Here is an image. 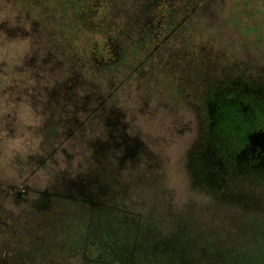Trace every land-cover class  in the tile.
Segmentation results:
<instances>
[{
    "label": "rangeland",
    "instance_id": "obj_1",
    "mask_svg": "<svg viewBox=\"0 0 264 264\" xmlns=\"http://www.w3.org/2000/svg\"><path fill=\"white\" fill-rule=\"evenodd\" d=\"M59 1L0 0V264H103L84 250L102 249L94 221L107 210L123 238L108 264H264V189L237 208L195 188L187 168L200 162L201 82L264 75V0H87L88 24ZM166 10L155 48L144 28ZM109 37L117 60L91 65Z\"/></svg>",
    "mask_w": 264,
    "mask_h": 264
},
{
    "label": "flooded vegetation",
    "instance_id": "obj_2",
    "mask_svg": "<svg viewBox=\"0 0 264 264\" xmlns=\"http://www.w3.org/2000/svg\"><path fill=\"white\" fill-rule=\"evenodd\" d=\"M184 1L188 3V0ZM162 3L167 2L163 0ZM161 14V19L158 16L159 20L156 21L158 28L154 32L150 31L149 28L148 32L145 31L147 37L143 39L144 42L148 41V43L152 40L155 48L168 38L169 32L167 30L171 28V25L167 27L166 23L168 14H170L169 10ZM156 22L155 20L150 21L149 26L153 29ZM162 29L163 31H161ZM148 43H145L144 46ZM153 49L150 53L153 52ZM222 65L223 62L220 66ZM246 70L249 68L230 70L228 74L226 73L227 76L224 75L223 77H226L222 79L218 77L220 75L218 73V76L208 77L211 81H207L208 83L205 85L201 82L200 87H198V90L201 88L198 92L201 101L199 104L194 103L198 117V130L196 129V140L193 144V147L197 144L201 146L200 162L198 161V169L194 165L192 166L189 159L187 164V168L194 179L195 188L203 190L205 193H213L214 198L217 199L223 195V200H229L228 202L233 204L238 203L240 205L237 208L242 209L243 207H253L249 202H253L254 199L247 197L246 191L248 189H252L253 186L264 189V75L252 69L248 72ZM230 74L233 76L231 79ZM261 83H263L262 86ZM218 89L221 90L218 91ZM229 120L234 122L232 132H227L223 128V123H228ZM58 124H60L59 119ZM205 126L207 134L202 138L203 133L201 132L205 130ZM131 176L135 178L134 174ZM251 177H256V179L253 180ZM220 192L225 194H220ZM81 201L84 200L77 199L72 203H77L79 207H82ZM85 202L90 203L91 207L100 205V202L96 200H85ZM111 212L113 214V210ZM96 219H98L94 221L96 235L102 231L106 234L103 236L104 241L101 244L103 247L102 249L101 246L100 249L98 248L99 240L89 242L84 250L85 259L91 261L101 257L103 264H108L111 263L110 257L113 254H119L118 250L122 242L120 239L123 238L117 237L119 231L112 230L113 224L110 221L108 210L104 211L102 215H98ZM90 220L92 225L94 218L91 217ZM177 221L178 219L174 220L175 223ZM100 222H102L101 226L99 225ZM135 222L137 221L133 220V223ZM110 225L111 230H109ZM133 234L139 235L140 230L136 229ZM176 234L174 232L172 237H176ZM168 249L166 248L167 251ZM175 253L179 254L177 250ZM180 254H182L181 251ZM164 262L166 263V260Z\"/></svg>",
    "mask_w": 264,
    "mask_h": 264
},
{
    "label": "trees",
    "instance_id": "obj_3",
    "mask_svg": "<svg viewBox=\"0 0 264 264\" xmlns=\"http://www.w3.org/2000/svg\"><path fill=\"white\" fill-rule=\"evenodd\" d=\"M30 1H34V0H30ZM51 1V0H50ZM67 2L69 1L70 3H69V6H70V8L72 7V8H74V10L75 11H77L78 13H79V15L81 16V18H82V20H83V22L86 24H88V22H89V20H87L90 16H89V14H90V12H91V7H92V3H90V5L89 4H87V0H66ZM52 2H57V3H59V5H60V1L58 2V0H52ZM51 5H52V3H51ZM54 6V5H53ZM58 6V5H57ZM54 7H56V6H54ZM59 8V7H58ZM61 9H62V7H60ZM67 9H69V8H67ZM55 10H56V8H55ZM41 11V13L45 16V17H49V18H52V15L51 14H53L52 12H51V9L50 10H46V9H41L40 10ZM65 11H67L66 9H64L63 10V12H65ZM68 14H69V12H67ZM41 17H42V15H41ZM44 17V18H45ZM84 17H86V18H84ZM46 24H47V22H45L44 23V28L47 30V27H46ZM37 25H39V26H41L40 25V23L38 22V24ZM146 28L149 30V28H150V26H149V24L146 26ZM14 30V29H13ZM21 30H23L22 28H17V29H15V32H17V33H19V31H21ZM12 31V30H11ZM48 31V30H47ZM146 31V30H145ZM8 32H9V29H8ZM13 33H14V31H12ZM146 32H148V31H146ZM16 33V34H17ZM57 39V37L55 38V40ZM58 40V39H57ZM117 40H119V42L117 41ZM113 43L114 41H117V43H120V39L119 38H116L115 37V40L113 39V37H109V38H106V40H104V44H102L101 43V41L99 42H96L95 43V45H94V47H93V50H92V52H94V56H93V60L91 61V65H93V63H97V64H102V65H105V64H103V63H107L109 60L110 61H112V62H115L116 60H117V58L116 57H113V55H110V53H114V45L115 44H112L111 42ZM98 45V46H97ZM107 45V46H106ZM97 47V48H96ZM106 48V49H105ZM123 48H124V45H123ZM105 49V50H104ZM123 55L125 56V53H123ZM96 57V58H95ZM104 58V59H103ZM53 59H55V58H53ZM90 59H91V56H90ZM99 59V61H95V60H98ZM47 60H48V58H46V61H43V62H45L46 64H48V62H47ZM56 60V59H55ZM121 60H122V58H121ZM56 62L58 63L59 61L58 60H56ZM100 62V63H99ZM119 62V61H118ZM78 64L80 65V63L78 62ZM108 64V63H107ZM115 65H117V62L116 63H114ZM118 70V69H117ZM76 73H77V71H75ZM86 75V76H85ZM77 76H78V80H80L79 82L81 83L82 82V86L83 87H87L88 85H90V82H92V81H90V76L89 75H87V74H85L84 73V71L83 70H81V72H79V74L77 73ZM79 78H81V79H79ZM95 83V85H99V87H102L103 86V84H96V82H94ZM56 84H59L60 85V82H56ZM59 85H58V87L57 88H59ZM114 87H116V85L115 86H113V87H111L109 90H113L114 89ZM59 125V124H58ZM58 127V126H57ZM57 129V128H56ZM55 129V130H56ZM53 131V130H51V134H57V132L56 131ZM58 130V129H57ZM179 239V238H178ZM178 251V250H177ZM172 254H174V255H177V256H173V260L175 261V259L176 258H174V257H180V255L178 254V253H175V251H174V253H172ZM178 263H180V262H178Z\"/></svg>",
    "mask_w": 264,
    "mask_h": 264
},
{
    "label": "bare ground",
    "instance_id": "obj_4",
    "mask_svg": "<svg viewBox=\"0 0 264 264\" xmlns=\"http://www.w3.org/2000/svg\"><path fill=\"white\" fill-rule=\"evenodd\" d=\"M246 151V150H245ZM246 155V154H245ZM251 159V158H250ZM242 160H244V159H242Z\"/></svg>",
    "mask_w": 264,
    "mask_h": 264
}]
</instances>
